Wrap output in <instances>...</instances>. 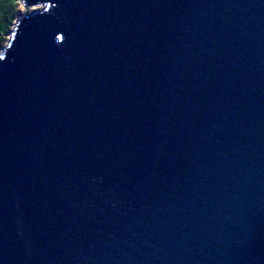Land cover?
<instances>
[{"label":"water","instance_id":"water-1","mask_svg":"<svg viewBox=\"0 0 264 264\" xmlns=\"http://www.w3.org/2000/svg\"><path fill=\"white\" fill-rule=\"evenodd\" d=\"M22 1L0 264H264V0Z\"/></svg>","mask_w":264,"mask_h":264},{"label":"trees","instance_id":"trees-1","mask_svg":"<svg viewBox=\"0 0 264 264\" xmlns=\"http://www.w3.org/2000/svg\"><path fill=\"white\" fill-rule=\"evenodd\" d=\"M25 4L22 0H0V49L8 43Z\"/></svg>","mask_w":264,"mask_h":264},{"label":"rangeland","instance_id":"rangeland-1","mask_svg":"<svg viewBox=\"0 0 264 264\" xmlns=\"http://www.w3.org/2000/svg\"><path fill=\"white\" fill-rule=\"evenodd\" d=\"M24 14H25V7L22 8V10H21V12H20V14H19V18H20L22 15H24ZM19 18H18V19H19ZM10 36H11V35H10ZM2 49H3V48L0 49V52L2 51Z\"/></svg>","mask_w":264,"mask_h":264}]
</instances>
